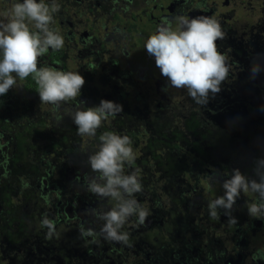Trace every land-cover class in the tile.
Here are the masks:
<instances>
[{
  "label": "trees",
  "instance_id": "1",
  "mask_svg": "<svg viewBox=\"0 0 264 264\" xmlns=\"http://www.w3.org/2000/svg\"><path fill=\"white\" fill-rule=\"evenodd\" d=\"M55 2L59 5V11L53 13L50 27L64 38V46L60 50L49 49L43 55L52 66L42 63L39 67L76 72L79 67H72L74 61H77L72 45L78 44L80 38L73 32L91 31L92 39L96 38L104 47L106 40L102 31L106 23L103 24L104 15L102 17L99 10L101 7L105 10V5L99 7L84 0ZM45 3L51 4L52 0H45ZM71 7L77 9L79 22L72 30L67 25H62V19ZM79 60L84 62L79 58L78 63ZM85 80L84 88H88L90 79L87 76ZM18 81L22 87L21 97L10 93V90L6 95L0 96V264H118L124 253L128 252L124 249V244L106 241L99 235L96 238L81 237V225L100 233L103 221L93 215H85V224L75 219L72 222L62 211L70 203L73 204V197L77 192L75 187H84L81 177L83 179L96 175L86 164L83 166L87 170L84 175L75 178L72 167L81 166V162L88 163V156L99 149L100 135L117 130H109L102 123L95 136L78 135L70 115L75 109H69L76 100L62 103L59 109L54 105L55 108L50 111L33 109L23 103L22 98L24 95H31L34 103L39 97L38 85L31 75ZM242 82L253 87L255 97L259 92L262 98H254L247 110L241 109L234 116L239 121L232 122L228 127L214 124L203 130L199 128L201 123L192 117V121H186L183 128L177 129L170 128L165 119L160 121L154 115L150 116V126L142 137L145 144L142 143L140 148V161L145 165L144 171L138 170L140 181L144 185L158 177L166 191L175 186L177 190L174 193L180 194L185 193L187 188L197 194L205 189L214 191L213 186L209 187L200 178L210 173H206L203 168H193L191 164L186 167L187 157H192V161L200 167L205 163H225L222 168L226 172L241 168L243 174L255 178V162L264 158V71L257 76L256 82L247 79ZM64 104L66 107L63 110ZM241 122L245 123L244 127L239 125ZM116 124L122 125L121 122ZM239 133L245 145L239 142ZM128 134L134 136L135 133L130 131ZM130 139L132 141V137ZM180 140L185 144H180ZM183 149L187 151V156ZM223 153L228 158L220 157ZM136 160L131 166L137 164ZM129 171L133 170H125L126 173ZM199 172H202V176H198ZM200 187L205 189L200 190ZM183 201H186L185 206L179 205V197L172 198V205L168 201L165 208H160L161 215L156 218L158 220L161 217V223L151 225L150 229L144 231L143 225L140 228L142 231L138 230L139 226L127 230L124 225L122 231L129 234L128 244L141 237L150 250H157L159 245L175 241L173 233L189 234L186 230L192 224L194 226L190 221L193 218L188 217L192 214L191 208L203 210L207 206L199 207L194 202L191 206L193 197H185ZM100 203L103 210H108L115 202L101 199ZM45 216L54 223L55 232L52 236L42 226L41 221ZM91 245L95 247H90ZM96 252L107 258L96 261Z\"/></svg>",
  "mask_w": 264,
  "mask_h": 264
},
{
  "label": "flooded vegetation",
  "instance_id": "2",
  "mask_svg": "<svg viewBox=\"0 0 264 264\" xmlns=\"http://www.w3.org/2000/svg\"><path fill=\"white\" fill-rule=\"evenodd\" d=\"M18 1L21 2L22 0ZM84 1L99 7L105 5V10H102L101 7L99 11L102 17L104 15L103 24L106 23L102 31L106 41L103 47L96 38L92 39L91 31H72L80 38L78 44L72 45L77 57V61H74L72 67H79L76 72L81 74L84 79L89 77L90 86L84 88V84L80 95L69 109L98 106L102 99L122 105V112L117 116L108 117L102 123L109 130L110 128L116 129L117 132L115 133L118 135L123 136L127 133V136L132 137L133 147L136 148L139 143L145 144L142 137L144 132L148 131L150 126L148 121L151 120V115L160 121L165 119L170 128L181 129L185 126L186 121H192V117L201 123L199 128L203 130L205 127L214 124L220 127H228L232 122L237 123L239 121L234 116H237L241 109L247 110L248 106L252 105L254 98H262L259 92H257L258 96L255 97L253 87L242 81L247 79V81L256 82L257 77L255 79L250 78V69L254 60H257L264 68V0ZM257 9L261 10L256 12ZM258 14H260L259 17ZM200 15L214 17L221 24L225 38L217 40L216 44L218 51L225 54L228 63L231 65L227 79L220 86L221 91L215 95L210 93L209 102L205 106L197 105L187 95L186 89L171 87L167 78L162 76L156 67L154 56H150L144 47L147 38L155 34L157 27L166 19L172 21V27L175 29L178 27L177 17L183 16L191 19ZM62 22V25H67L70 30L75 24L79 25L77 9L71 7L63 17ZM81 39L87 41L82 42ZM107 41L117 44L116 52L107 49ZM95 42H99V46ZM79 58L84 62L87 61L85 63L89 66L87 70L82 67L83 65H79ZM122 58H125L124 61ZM99 63L100 65H98ZM142 84L150 86L148 90L142 91H145L146 94L140 98L136 89ZM165 88L167 91L164 90ZM238 99L244 102L240 108L236 104ZM138 100L148 102L138 105ZM65 107L66 104L63 105V110ZM215 111L218 112L217 116L221 113L229 115V113L234 112V114L221 124L212 119ZM119 122L122 125L116 124ZM239 125L244 127L245 123L241 122ZM130 131L135 133L134 136L128 134ZM244 140L246 141L245 138ZM239 142L245 145L240 133ZM179 143L185 144L183 140H180ZM235 150L240 153L238 148ZM186 152L183 149V153L187 156ZM140 155L135 157L137 164L134 166L126 164L125 170L144 171L145 165L140 161ZM220 157L228 158L226 153ZM187 159L186 167H190L191 164L193 168H200L199 170L203 168L206 173H210L202 176V172H199L198 176H202L200 178L203 183L209 182L210 187H214V191L207 190V193L202 196L195 193L194 190L189 191L187 188L185 193L180 191V194L174 193L177 190L176 186L166 191L162 187L163 185H159L161 179L158 177L147 181L145 185L141 182L143 191L136 194V199L146 209L149 207L151 211H155L154 217L147 216L145 223L142 224L144 231L150 229L151 225L160 224L162 220L161 217L156 219L161 213L157 211L158 208L152 207L149 202L150 199L148 201L146 197H167L170 205L173 204V197H179V205L182 206L186 205V201H183L185 197H193L191 206L193 202L195 203L194 199L197 198L207 207L203 210L191 208L192 214L188 217L193 218L190 221L194 223V226L192 224L186 230L189 234L173 233L176 238L171 244H162L157 247V250H150L141 237H138L131 244H124V249L128 252L124 253L118 264H178V259L175 257L176 253L181 254H179L180 258H188L190 264H264V216L254 217L248 212V206L251 203L259 202L258 194L250 191L252 197H243L241 194L237 199L232 210V215L237 218V223L230 224L222 209L218 210L219 219H213L209 214L208 203L224 195L223 181L230 176L231 172H226L222 168L225 163L223 165L205 163V165H201L203 167H200L192 161V157H187ZM86 164L88 163H84V165ZM174 166L177 167L175 164ZM214 171H218V173L215 174ZM246 176L252 178L251 175ZM84 178L81 177L84 187L81 185L75 187L77 192L73 201H79L81 197H88V201H92L91 205L87 203L88 209L97 204L98 199L100 203L101 198L86 191ZM158 188L162 193L158 191ZM145 200H147V206L144 204ZM58 210L61 211V209ZM62 211L64 212V210ZM65 217L68 219L76 218L75 216L70 217L68 214ZM130 220L132 217L128 219V221ZM130 229L132 228L127 227V230ZM138 230L142 231V229ZM90 247H95V245ZM97 252L95 254L96 261L107 258V256L98 255Z\"/></svg>",
  "mask_w": 264,
  "mask_h": 264
},
{
  "label": "clouds",
  "instance_id": "3",
  "mask_svg": "<svg viewBox=\"0 0 264 264\" xmlns=\"http://www.w3.org/2000/svg\"><path fill=\"white\" fill-rule=\"evenodd\" d=\"M58 11L55 0L51 4L45 0H22L12 6L8 22H0V96L15 87L18 79L25 80L30 75L38 85L41 103L59 109L62 103L80 95L85 84L81 74L38 67L39 58L49 49L60 50L64 46V38L50 27L53 13ZM176 19L177 28L174 29L172 21L166 19L157 27L156 33L147 38L144 47L150 56H154L156 67L171 87L186 89L197 105L205 106L210 93L215 95L221 91L220 86L230 72L231 65L216 44L217 40L225 38V32L214 17L200 15L188 19L180 16ZM262 71L264 68L254 60L250 78L255 79ZM122 110V105L102 99L98 106L78 107L70 115L78 135L95 136L102 121L117 116ZM99 141L98 151L88 156V165L96 175L84 178L86 191L115 203L108 210H84L85 215L103 221L100 233L83 225L79 231L81 237L99 235L106 241L128 245L129 234L122 231L125 223L136 216L138 219L132 217L130 221L140 229L149 214L136 199V194L143 191L138 170L125 172V165H131L135 159L132 141L129 136L115 132L103 133ZM255 163V178L250 179L239 168L231 170L230 176L223 181L224 195L208 203L211 218L219 219L218 210L222 209L230 224L237 223V218L232 215L233 206L241 192L249 191L259 197L258 203L248 206L249 214L264 216V158ZM41 223L52 236L55 232L53 221L45 216Z\"/></svg>",
  "mask_w": 264,
  "mask_h": 264
},
{
  "label": "rangeland",
  "instance_id": "4",
  "mask_svg": "<svg viewBox=\"0 0 264 264\" xmlns=\"http://www.w3.org/2000/svg\"><path fill=\"white\" fill-rule=\"evenodd\" d=\"M19 2L20 1H18V0H11L10 2L8 0H0V22H4V23H7L8 22V19H9V16H10V11L12 9V6L15 3H19ZM260 10L261 9H257L256 12H259ZM259 16H260V14H258V17ZM107 42H108L107 49L108 50H111L112 52H116V50H117V48H116L117 47V44L115 42H110V41H107ZM95 43H97V45L99 46V42H95ZM124 59L125 58H122V61H124ZM42 63H45L46 65H51L52 66V64H49V60H48V58L46 56H41L39 58L38 67H39V65H42ZM79 65H83L86 68L89 67L87 64H85V63L83 64L80 60H79ZM98 65H100V63ZM54 66H58V64H54ZM149 86L150 85L142 84V85H140V87L138 89H136V92H137V94L139 95L140 98H142L146 94L145 91L144 92H142V91L143 90H148V87ZM238 88H239V86H238ZM11 92H12V94L17 95V96L19 95L21 97L22 87H21V84H20V82L18 80H17V85L15 87H13V88L10 89V93ZM253 97H254V95H253ZM32 99H33V97L31 95H24V97L22 98V102L23 103H26L29 107H32L33 109H42L43 111H50V110H53L55 108L54 105L41 103L40 97L36 98V101L34 103L32 102ZM143 102H148V101H143ZM143 102H141L140 100H138L137 101V104L138 105H142ZM236 104H237V107L240 108V107L243 106L244 102L241 99H238V101L236 102ZM210 107H211V105H210ZM139 108L142 109V107H139ZM216 114H218L217 111H215V114L213 115L212 119L215 120V121H217V122H219V123H221V124H223V123H225V121H227V119H229V117H231L232 114H234V112L232 114L229 113V115H227L225 113H221L219 116H217ZM140 147H142V143H139L136 148L133 147V151L135 153V157H138L141 154ZM83 166H86V165H84V163L81 162V166L72 167L74 169L73 176H75V178L78 175H84V173L87 171L85 168H83ZM68 178L70 179V175L68 176ZM207 184L210 187L209 182H207ZM159 185H162V182H160ZM199 189L202 190V189H205V188L200 187ZM217 189L215 190V192L217 191ZM158 191L160 193H162V191H160V190H158ZM206 193H207V189H205L200 195L204 196ZM241 194H242L243 197H252L250 191L247 192V193L241 192ZM210 195L213 196V194H210ZM146 198H147L148 201L150 199L149 202L152 204V207L154 209L155 208H158L157 211L159 213H160V208L163 207V206L165 208V205L168 203V198L167 197H146ZM79 199H80L79 201L78 200L73 201V205L70 204V205H68V206H66L64 208V216L66 214H68L70 217L75 216L76 218H73V219L77 220L78 222L80 221V222H82V223L85 224V221L86 220H84V210L87 209V203H89L91 205L92 201H88V197H86V198H79ZM147 200H145V203H144L145 206L148 205ZM194 201H195V203L199 207H204L205 206V204L202 203L197 198L194 199ZM93 208H95V209H102L103 208L102 203H99V199H98V203L97 204H95L94 206H91L88 209H93ZM147 209H148V212H149L148 217L153 216L154 215V211H151L149 209V207ZM132 217L133 218H137L136 216H132ZM156 218H158V217H156ZM71 220H72V218H71ZM72 222H73V220H72ZM134 226L135 225L133 224L132 221H127L125 223V227L126 228L127 227H132L133 228ZM167 254H168V252H167ZM179 254L180 253H176V256H175L178 259V262H177L178 264H190L188 258H186V257L185 258H182V257L180 258V255L181 254L180 255Z\"/></svg>",
  "mask_w": 264,
  "mask_h": 264
}]
</instances>
